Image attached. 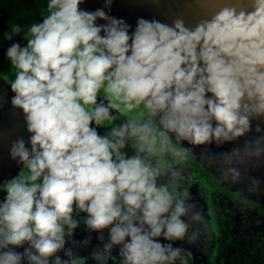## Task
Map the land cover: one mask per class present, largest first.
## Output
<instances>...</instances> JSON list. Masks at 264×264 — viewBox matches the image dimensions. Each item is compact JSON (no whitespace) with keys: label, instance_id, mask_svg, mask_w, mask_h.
Wrapping results in <instances>:
<instances>
[{"label":"clouds","instance_id":"obj_1","mask_svg":"<svg viewBox=\"0 0 264 264\" xmlns=\"http://www.w3.org/2000/svg\"><path fill=\"white\" fill-rule=\"evenodd\" d=\"M82 2L47 0L41 20L11 25L27 41L6 56L31 148L22 138L11 145L26 172L4 185L0 264H86L65 249L81 222L103 242L96 264H112L114 249L120 264H190L183 244L196 243L201 225L180 187L190 157L247 137L264 118V0H200L215 6L194 27L141 18L131 35L123 19ZM255 131L243 148H203L198 158L224 182L242 183L248 166L264 161V134Z\"/></svg>","mask_w":264,"mask_h":264},{"label":"flooded vegetation","instance_id":"obj_2","mask_svg":"<svg viewBox=\"0 0 264 264\" xmlns=\"http://www.w3.org/2000/svg\"><path fill=\"white\" fill-rule=\"evenodd\" d=\"M46 8L47 0H0V85L2 86V89L0 91V202H3V199L6 195V193L4 192V185L10 179L18 176L23 170V165L17 167L14 162L18 160H13L10 156L11 145L18 139L22 138L25 141L26 146L29 149L31 148V133H29L27 130L26 120L22 109L14 110L11 105L6 104L2 100V96L6 91H12L8 82L12 78V73L10 61L6 56L7 49L13 43H19L21 44V46H26L27 44V41L23 38L22 34H12L11 25L19 24L21 25V27H25L30 23L38 22L42 19V14L46 12ZM8 35H12L11 40L7 38ZM12 110H14V112ZM107 130V128H99L98 132L100 134H104V132H106ZM209 170H211L212 172L210 171V173H208ZM23 171L26 172V170ZM188 177L189 179L191 178L192 181H195V183L193 184L194 186L192 187L197 186L193 189L190 188V191L193 197L192 202L198 204V209L201 215V225H197L196 228V230L200 233L196 243L194 245H188L187 243H184L183 247L190 250L193 254L190 264H206V255L202 250V245L200 244L206 236L203 218L208 217V210L210 209V206L207 208L206 201L208 202L207 198H209V192L212 186L217 184L216 182L219 181L217 180L219 177L221 181L222 178L217 166H213V168L204 166L201 167V169L196 167V169L194 170V166L190 162L187 164V171L184 180H186V178ZM255 179L257 181L255 189L253 190L250 187V181H248L249 183H247L246 186L243 187L244 191L242 193L258 195L259 181L257 178ZM188 186L189 185L186 183L185 187L188 188ZM238 207H240L241 209L243 208L242 205L234 206L232 207V211L227 213L231 214L232 222L234 224H237V227L238 217L243 216L242 211L238 212ZM86 215V213H81L79 217L75 218L82 221V219L86 217ZM217 231L218 234H220V228H218ZM224 231L227 232L228 230L224 229ZM230 232L235 235L237 233V230L233 228L230 230ZM96 234L99 235V233L97 232ZM106 234V232L103 233V235L105 236V242L108 240ZM73 236L76 239L75 243L71 246V249L80 257H84L86 264H96V261L92 259V254L97 250L102 249V247H94V244H92L91 241L87 246L82 245L83 241H81V239H91V232L87 229V226L83 222H81L78 228L74 230ZM101 244L103 246V242H101ZM178 246H181V243H179ZM25 247H27V245H25ZM234 247L235 246H230L228 244H219L216 249L215 264H222L223 262L226 263L229 256H232L229 250H231L232 248L236 249L238 246H236L235 248ZM239 247L245 248V254L247 255H252L253 250L257 248V246L252 244L241 245ZM15 250L23 252L24 249L17 248ZM112 264H120L117 249L113 250Z\"/></svg>","mask_w":264,"mask_h":264},{"label":"trees","instance_id":"obj_3","mask_svg":"<svg viewBox=\"0 0 264 264\" xmlns=\"http://www.w3.org/2000/svg\"><path fill=\"white\" fill-rule=\"evenodd\" d=\"M184 143L187 147H193L187 145V142ZM203 148L204 147L202 146L196 147L195 154L189 159V162L194 166V170L196 167L200 169L204 166L208 167L198 158V155ZM223 152L217 153L219 154ZM211 153L217 154L214 152ZM210 171L211 170H209L208 173H210ZM255 172L256 170L253 165L248 166V173L243 181L244 183L230 184L223 180L221 181L219 177L217 179L219 181L216 182L217 184L215 183L216 185L212 186L209 192V198H207L208 202L206 201L207 208L210 206L208 217L203 218L206 236L200 243L202 245V250L206 255V264H215L216 249L219 244H228L235 247L238 246L236 249L232 248L229 250L232 256H229L226 263L223 262L222 264H264V177L257 175ZM248 177L258 179V195L242 193L244 191L243 187L249 183ZM186 183L189 185V190L197 187H192L194 186L193 184L195 181H192L189 177L184 180V183L181 184L180 187L184 188ZM240 205H242L243 208L241 209L238 207V212L242 211L243 216L238 217L237 227V224L232 222L231 214L227 213L232 211V207ZM218 228H220V234H218ZM233 228L237 230L235 235L230 232ZM224 229H227L228 231L225 232ZM247 244L257 246V248L253 250L252 255L245 254V248L239 247Z\"/></svg>","mask_w":264,"mask_h":264},{"label":"water","instance_id":"obj_4","mask_svg":"<svg viewBox=\"0 0 264 264\" xmlns=\"http://www.w3.org/2000/svg\"><path fill=\"white\" fill-rule=\"evenodd\" d=\"M216 5L222 4L224 0H215ZM215 5H201L200 0H112L111 5H107V0H83L80 5L82 10L94 12L102 9L105 13L117 19H123L129 26L131 35L139 19L143 18L149 21L156 20L168 25H172L173 20L182 18L187 27L192 28L202 18H206ZM107 21L97 20L98 25H104ZM259 125L264 134V118L254 120L252 132L247 137H242L237 142L225 143L217 146L215 143L204 145L210 152L232 151L234 148H243L245 140H251L258 134L255 131ZM229 152V153H230ZM218 154V153H217ZM254 167L256 174L264 177V161L253 162L249 166Z\"/></svg>","mask_w":264,"mask_h":264},{"label":"rangeland","instance_id":"obj_5","mask_svg":"<svg viewBox=\"0 0 264 264\" xmlns=\"http://www.w3.org/2000/svg\"><path fill=\"white\" fill-rule=\"evenodd\" d=\"M1 89H2V86L0 85V91H1ZM7 92V91H6ZM4 93V95L2 96V100L6 103V104H9V105H11L12 106V108L14 109V110H20V109H18V108H14L13 107V105H12V103H11V99H12V97L15 95L12 91H8L7 93ZM10 110V109H9ZM14 110H12L13 112H14ZM16 165H17V167H20L22 164L19 162V161H15L14 162ZM107 233L106 234V237L108 238V231L107 230H105L104 231V233ZM95 234H96V232H91V239H90V241H91V243L92 244H94L93 246L94 247H102L103 248V246H102V244H101V240L98 238V236L99 235H97L96 234V236H95ZM80 237H82V236H80ZM105 237V236H104ZM88 238V237H87ZM75 237L74 236H72L70 239L69 238H67L66 237V240H67V243H66V245H65V249L67 250V249H69V248H71V246L75 243ZM80 241V240H79ZM81 241H84V239H81ZM79 243V242H78ZM179 243H181V242H176L175 243V246H178V244ZM87 250V249H86ZM58 255H60L63 259H67V257L64 255V252H60V253H58ZM22 264H27V262L26 261H23L22 262Z\"/></svg>","mask_w":264,"mask_h":264}]
</instances>
